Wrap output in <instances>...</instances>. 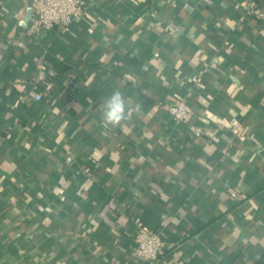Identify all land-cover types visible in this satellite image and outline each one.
<instances>
[{
  "label": "crops",
  "instance_id": "crops-1",
  "mask_svg": "<svg viewBox=\"0 0 264 264\" xmlns=\"http://www.w3.org/2000/svg\"><path fill=\"white\" fill-rule=\"evenodd\" d=\"M236 1L84 0L35 37L0 0V264H143L136 219L158 264H264V37ZM114 88L144 110L104 131ZM177 98L192 124L158 106Z\"/></svg>",
  "mask_w": 264,
  "mask_h": 264
},
{
  "label": "built area",
  "instance_id": "built-area-1",
  "mask_svg": "<svg viewBox=\"0 0 264 264\" xmlns=\"http://www.w3.org/2000/svg\"><path fill=\"white\" fill-rule=\"evenodd\" d=\"M234 7L240 12L238 20L246 21L255 17L261 22L259 33L264 37V5L258 0H237ZM34 17L29 26V32L39 37L44 31L56 26H69L74 20L86 16L84 0H32ZM54 71L45 68L43 63H37L35 69L36 81L43 84L42 90H32L30 95L36 100H41L45 92L54 88ZM158 106L165 110L177 125L192 124L194 110L183 98L173 101L160 102ZM136 231L134 234V253L143 264H158L159 256L165 247V240L161 233L144 223L135 220Z\"/></svg>",
  "mask_w": 264,
  "mask_h": 264
},
{
  "label": "clouds",
  "instance_id": "clouds-1",
  "mask_svg": "<svg viewBox=\"0 0 264 264\" xmlns=\"http://www.w3.org/2000/svg\"><path fill=\"white\" fill-rule=\"evenodd\" d=\"M141 70L148 71V66L143 65ZM100 107L99 123L104 131L132 122L144 110L139 102L130 105L128 98L118 88H114L109 95L102 98Z\"/></svg>",
  "mask_w": 264,
  "mask_h": 264
},
{
  "label": "water",
  "instance_id": "water-1",
  "mask_svg": "<svg viewBox=\"0 0 264 264\" xmlns=\"http://www.w3.org/2000/svg\"><path fill=\"white\" fill-rule=\"evenodd\" d=\"M27 7H28V15L24 19L23 23H26V20L28 19L29 15H30V11L32 9V0H27Z\"/></svg>",
  "mask_w": 264,
  "mask_h": 264
},
{
  "label": "trees",
  "instance_id": "trees-1",
  "mask_svg": "<svg viewBox=\"0 0 264 264\" xmlns=\"http://www.w3.org/2000/svg\"><path fill=\"white\" fill-rule=\"evenodd\" d=\"M62 69L64 70L65 67H63ZM54 73H55V74H54V77H53L52 81H53V82H56V81H55V77H56L57 71L55 70ZM165 102H167V101H165ZM191 107H192V106H191ZM193 110H194V109H193ZM183 126H184V125H183Z\"/></svg>",
  "mask_w": 264,
  "mask_h": 264
}]
</instances>
